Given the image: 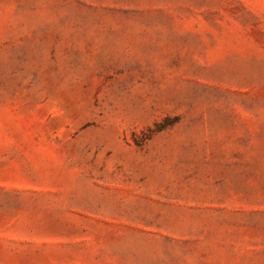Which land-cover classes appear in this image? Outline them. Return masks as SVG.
<instances>
[{"label": "rangeland", "instance_id": "obj_1", "mask_svg": "<svg viewBox=\"0 0 264 264\" xmlns=\"http://www.w3.org/2000/svg\"><path fill=\"white\" fill-rule=\"evenodd\" d=\"M0 264H264V0H0Z\"/></svg>", "mask_w": 264, "mask_h": 264}]
</instances>
